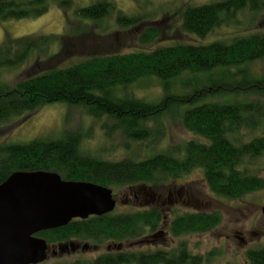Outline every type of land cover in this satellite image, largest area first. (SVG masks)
Wrapping results in <instances>:
<instances>
[{"label":"trees","instance_id":"1","mask_svg":"<svg viewBox=\"0 0 264 264\" xmlns=\"http://www.w3.org/2000/svg\"><path fill=\"white\" fill-rule=\"evenodd\" d=\"M132 1L136 9L138 0ZM52 4L63 11L68 23L65 28L75 34H84L83 37L90 33L88 23L100 26L116 10L113 0H93L84 5H78L75 0H0V20L38 17ZM245 9L252 13L262 12L264 0L186 3L177 9L175 15L181 31L204 37L214 28L227 25L237 12ZM146 17L138 8L132 12L119 8L114 22L120 28L129 29L142 23ZM161 36L158 27H146L139 34V42L148 44ZM64 37L63 33L29 34L17 38L5 36L0 41V71L18 67L33 56L40 60L41 57L54 59L63 55L69 44L67 39L61 48ZM83 37L70 41L74 40L71 42L76 48L93 46V43L83 45ZM54 47L61 49L54 53ZM98 50L78 62L45 68L21 78L11 87L0 81V123L30 115L44 105L63 102L68 106L82 105L86 113L95 118L108 117L114 121L111 129H121L124 137L142 141L157 135L149 128V121L176 110L183 127L206 142L190 140L182 147L156 152L142 160L127 157L118 161L82 153L80 135L71 131L57 139L3 143L0 144V183L14 171L42 170L57 172L62 179L89 181L109 188L133 184L158 186L200 169L209 190L218 196L239 199L263 187V179L248 171L243 164L246 159L264 153V133L240 144L231 139L243 125L256 126L262 114L261 105L253 100L205 101V98L214 89L218 92L242 89L264 95V75L251 77L242 68L264 58V32L235 36L228 43L176 44L133 53ZM232 67L237 68L236 72L230 71ZM184 73L191 77L182 80ZM148 77H155L161 84L163 94L158 101L118 94ZM176 84L179 90L184 87L189 91H174ZM172 213L169 220H164L160 208L152 205L126 213L111 212L73 219L64 226L43 230L36 235L46 240L49 246L73 240L98 245L160 235V227L165 221L166 231L172 237L208 232L221 221L218 212ZM244 254L248 264H264V246L249 248ZM57 264L206 263L202 255L191 253L186 243L181 242L170 249L123 248L106 251L89 260Z\"/></svg>","mask_w":264,"mask_h":264},{"label":"rangeland","instance_id":"2","mask_svg":"<svg viewBox=\"0 0 264 264\" xmlns=\"http://www.w3.org/2000/svg\"><path fill=\"white\" fill-rule=\"evenodd\" d=\"M92 1L75 0L78 5ZM113 1H115L116 10L106 18L104 22L106 26L104 27L103 23L100 26L88 23L91 30L89 35L85 33L86 37H83L84 34H75L65 28L68 23L65 22L63 11L54 4L49 7L46 13L38 17L0 20V41L7 35L17 38L29 34L63 33L65 37L61 48L65 46L67 39L70 41V39L79 36L83 37V45L93 43V46L90 45L91 47L76 48L75 44L71 42L74 40L67 41L69 43L67 44L68 50L63 55L56 56L57 58L54 59L41 57L40 60H36L33 56L18 67L1 69L0 81L11 87L21 78L41 72L45 68L78 62L87 58L89 53L102 48L107 52L133 53L176 44L206 45L213 41L228 43L235 36L264 32V11L252 13L249 9L237 12L227 25L214 28L204 37H197L181 31L177 15H175L177 9L186 3L199 5L211 0H138V10L148 17L136 27L123 29L114 22L117 9L132 12L137 8L134 9L135 5L132 0ZM152 26L158 27L162 31V36L148 44L140 43V32L144 28ZM60 47H54L52 51L58 53ZM242 68H245L251 77L263 76L264 58L253 61ZM236 69L232 67L230 71L236 72ZM189 77H191L190 74L184 73L182 80ZM179 81L177 80L176 83ZM174 91L187 93L189 90L184 87L179 90L176 84ZM118 94L132 95L152 102L162 98L163 93L158 79L148 77L135 82ZM206 96L205 101L253 100L261 105L262 114L257 120L256 126L251 128L243 125L238 132L231 136L235 144L247 142L252 137L264 133V95L248 93L242 89L219 92L214 89ZM113 122L112 119L105 116L95 118L89 115L82 105L68 106L63 102L51 103L39 107L30 115L0 123V144L26 143L36 138L57 139L63 137L65 132L71 131L80 135L79 149L82 153L103 160L118 161L127 157L142 160L156 152L182 147L190 140L206 142L183 127L176 110L163 113L161 117L148 122L149 128L155 134L157 133L155 137L152 135L148 140L133 141L124 137L121 129L110 128ZM243 165L248 171L261 177L264 182V153L246 159ZM111 189L116 201V206L112 211L115 213H126L156 205L160 208L164 220H169L173 215L172 211L174 214L184 211H209L220 213L221 221L208 232L193 233L181 237H172L167 233L165 221L160 227V235L154 237L148 235L141 240H127L121 243L108 242L98 245L73 240L70 242L73 243L74 250L67 247L64 251L59 250L58 244H55L48 248L46 259L38 264H57L78 259L89 260L106 251L123 248L170 249L181 242L186 243L191 253L202 255L206 264H248L244 254L245 250L264 246V216L261 214L264 183L263 187L257 191L248 193L239 199H230L212 193L204 181L202 171L194 169L179 179L168 180L158 186L133 184L113 186ZM149 194L153 195V200L149 201Z\"/></svg>","mask_w":264,"mask_h":264},{"label":"water","instance_id":"3","mask_svg":"<svg viewBox=\"0 0 264 264\" xmlns=\"http://www.w3.org/2000/svg\"><path fill=\"white\" fill-rule=\"evenodd\" d=\"M115 206L112 189L101 184L62 179L53 171L12 172L0 183V264L43 262L50 246L38 232L111 213ZM67 247L75 248L72 242L58 245Z\"/></svg>","mask_w":264,"mask_h":264},{"label":"flooded vegetation","instance_id":"4","mask_svg":"<svg viewBox=\"0 0 264 264\" xmlns=\"http://www.w3.org/2000/svg\"><path fill=\"white\" fill-rule=\"evenodd\" d=\"M145 194H146V192H145ZM135 198H136V196H134ZM154 198H153V195L152 194H149V201L150 200H153ZM148 200V199H147Z\"/></svg>","mask_w":264,"mask_h":264}]
</instances>
